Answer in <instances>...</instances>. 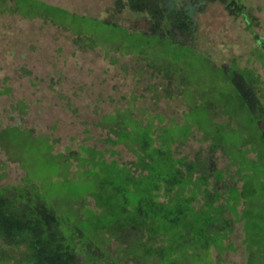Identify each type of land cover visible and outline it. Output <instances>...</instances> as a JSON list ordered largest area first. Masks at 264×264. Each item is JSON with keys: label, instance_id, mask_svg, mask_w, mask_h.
<instances>
[{"label": "trees", "instance_id": "obj_1", "mask_svg": "<svg viewBox=\"0 0 264 264\" xmlns=\"http://www.w3.org/2000/svg\"><path fill=\"white\" fill-rule=\"evenodd\" d=\"M11 1L0 0V14L50 20L90 48L164 61L190 107L181 123L164 125L162 119L143 121L129 108L105 113L96 123L105 131L104 150L81 145L55 153L56 140L22 123L0 129V150L23 170L21 183L0 184V264H200L204 259L222 264V257L235 251L230 237L238 223L244 264H264L261 79L234 61L215 67L192 41L195 7L220 2L233 16L244 7L235 0H115L118 12L127 9L143 21L128 28L111 16H90L91 26H84L85 15L43 0ZM102 33L103 42L97 38ZM188 59L208 72L202 76L210 81L199 92L182 74ZM210 78H217L219 97ZM219 110L225 119L216 122ZM195 132L208 143L207 158L198 152L189 159L179 151ZM117 146L134 160L115 159ZM218 152L236 166V182L225 180L234 173L216 165Z\"/></svg>", "mask_w": 264, "mask_h": 264}, {"label": "rangeland", "instance_id": "obj_2", "mask_svg": "<svg viewBox=\"0 0 264 264\" xmlns=\"http://www.w3.org/2000/svg\"><path fill=\"white\" fill-rule=\"evenodd\" d=\"M43 1L79 16L85 15L84 26H91L93 21L89 19L93 17L90 16H111L128 28L143 25L141 18L127 9L118 12L114 8L115 0ZM10 2L6 0L7 4ZM235 2L244 7L238 16L230 15L224 6L226 4L220 2L205 4L202 10L195 7L192 41L198 48L197 52L217 68H225L232 61L240 69L252 68L260 76L264 89V0ZM97 38L103 42L105 33ZM86 44L89 43L80 42L76 34L50 20H30L1 13L0 129L22 123L36 134H46L56 140L55 153H65L66 148L78 150L81 145L101 150L108 147L101 143L105 131L97 128L96 123L103 114L116 110L129 108L133 116L143 121L152 118L154 124H158L160 119L163 125L170 120L182 122V114L190 103L177 75L166 71L170 68L163 67L164 61L143 54L122 55L118 51H107L103 46L90 48ZM130 46L124 45V48ZM186 62L182 74H187L196 85L193 92H199V88L210 81L202 76L208 72L198 64V60L188 59ZM210 69L214 68L211 66ZM209 75L216 76V73L212 71ZM215 79H211L213 93L220 88ZM214 95L219 97V94ZM199 98L198 93L197 103L201 102ZM213 116L216 122L225 119L221 110ZM201 137L197 132L191 135L179 149L181 154L192 159L201 152V156L207 158L208 143H201ZM115 149L118 154L114 158L120 162L134 160L123 147ZM215 159L218 167L228 166L231 174L234 173V176L225 177L227 183L236 182L237 168L232 161L219 152ZM22 177L23 170L18 163L9 160L0 150V184L16 185L21 183ZM240 184L237 182L238 186ZM235 228L230 237L235 251L224 255L222 264L245 262L241 225L238 223ZM211 256L215 260V253ZM200 264L211 262L204 259Z\"/></svg>", "mask_w": 264, "mask_h": 264}]
</instances>
